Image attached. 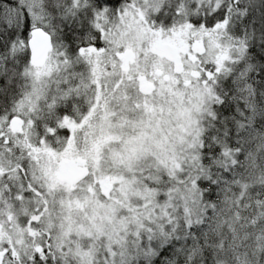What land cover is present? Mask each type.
Instances as JSON below:
<instances>
[{
	"label": "snow or ice",
	"instance_id": "1",
	"mask_svg": "<svg viewBox=\"0 0 264 264\" xmlns=\"http://www.w3.org/2000/svg\"><path fill=\"white\" fill-rule=\"evenodd\" d=\"M0 264H264V0H0Z\"/></svg>",
	"mask_w": 264,
	"mask_h": 264
}]
</instances>
